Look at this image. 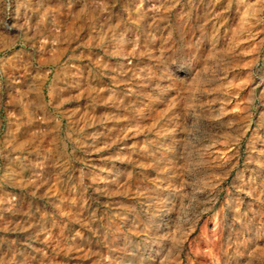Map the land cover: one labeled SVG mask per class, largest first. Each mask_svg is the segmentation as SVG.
Listing matches in <instances>:
<instances>
[{
	"label": "rangeland",
	"instance_id": "374dc122",
	"mask_svg": "<svg viewBox=\"0 0 264 264\" xmlns=\"http://www.w3.org/2000/svg\"><path fill=\"white\" fill-rule=\"evenodd\" d=\"M0 264H264V0H0Z\"/></svg>",
	"mask_w": 264,
	"mask_h": 264
},
{
	"label": "bare ground",
	"instance_id": "6f19581e",
	"mask_svg": "<svg viewBox=\"0 0 264 264\" xmlns=\"http://www.w3.org/2000/svg\"><path fill=\"white\" fill-rule=\"evenodd\" d=\"M11 26H13V25H11Z\"/></svg>",
	"mask_w": 264,
	"mask_h": 264
}]
</instances>
